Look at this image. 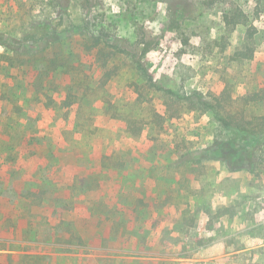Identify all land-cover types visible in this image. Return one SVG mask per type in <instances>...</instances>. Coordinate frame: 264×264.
<instances>
[{"label": "rangeland", "instance_id": "rangeland-1", "mask_svg": "<svg viewBox=\"0 0 264 264\" xmlns=\"http://www.w3.org/2000/svg\"><path fill=\"white\" fill-rule=\"evenodd\" d=\"M87 29L134 52L162 90L147 86L130 56H108L107 47L100 55L92 43L88 50ZM147 47L151 52L143 57ZM65 57L79 61L80 85L92 88L80 87L69 117L53 106L64 116L58 120L41 100L65 99L68 77L52 71L47 93L35 100L38 90L20 68L32 58L44 65ZM0 60V126L27 134L23 149L15 147L24 180L30 186L42 176L74 183L80 227L85 197L95 195L100 181H108L107 192L118 188L133 197L172 192L177 206L163 205L160 214L185 210L187 226L197 218L196 228L182 231L175 214L163 223V234L202 237L209 254L228 251L207 264H264V138L255 145L225 130L195 95L215 103L213 96L225 91L234 104L224 116L264 127V0H0ZM105 67L112 69L109 81ZM11 141L9 133L1 135L0 149ZM219 142L234 143L242 158L203 159ZM110 157L124 165L106 177ZM189 196L191 204H183ZM45 240L39 234L38 241ZM251 250L255 256H246Z\"/></svg>", "mask_w": 264, "mask_h": 264}, {"label": "trees", "instance_id": "trees-1", "mask_svg": "<svg viewBox=\"0 0 264 264\" xmlns=\"http://www.w3.org/2000/svg\"><path fill=\"white\" fill-rule=\"evenodd\" d=\"M226 17L228 25L234 23L236 26L237 23L233 20L229 21L228 16ZM87 30L90 37L86 45L88 50L92 43L93 46L100 47V55L105 53L107 47L110 50L108 56L110 54L111 56H125V54L130 56L131 61L137 65V69L147 77V86L156 91L162 90L156 85L148 69L137 60L134 52L124 50L118 44L112 45L108 42L106 35L97 36L91 29ZM116 40L121 41V38L116 37ZM150 52V47H147L142 56H147ZM69 55L73 57V54ZM242 56L245 59L253 58L252 53ZM68 57L56 58L44 65L32 58L27 61V65L20 68L22 69L20 73L26 72L25 74L32 79V85L38 90L35 100L47 93L48 84L45 79L50 78L52 71L59 74H56L57 76L68 77L65 99L47 97V101L41 100L58 120H63L64 116H59L53 106H60V112L65 109L69 117L73 113L71 108L79 97L77 93L81 90L80 84L84 83L79 82L76 74L75 65L79 64V61ZM9 65L15 68L16 60H12ZM105 68L104 78L106 77L109 81L113 76L112 69ZM41 77L44 79L41 80ZM91 88L90 83L82 87V91L86 92ZM137 88H139L138 85ZM195 95L203 106L212 110L225 130L235 133L243 140H252L255 145L260 144L264 138V127L245 126L232 116L222 114L227 106L234 104L227 92L223 91L221 95L213 96L215 103L204 100L199 93ZM4 133H9L12 141L6 145L5 149H0V258L7 259L10 264L15 262L53 264L65 261L72 264H207L208 262H205L207 259L228 254L226 250L209 254L210 242L202 237L192 239L187 231L188 241L182 238L183 232L163 234L160 230L163 223L169 218L172 219L175 214L182 225V231L187 226L188 213L185 210H171L164 217L160 214V208L163 205L169 204L171 209L177 206L179 199L172 192H167V197L147 193L133 197L127 193L117 192L118 188L107 192L105 187L108 186V181H100L96 186L95 195L85 197L87 216L82 220L83 224L80 227L79 220L74 215L79 196L71 190L74 183L58 181L54 184L42 176L37 183L30 186V183L24 180L26 171L21 166L19 153L18 151L15 153V147L23 149L21 147L27 144V134L7 125L4 130L0 126V136ZM242 156L241 151L235 150L234 143L219 142L216 149L210 150L207 156L202 158L237 161ZM109 159L113 160L112 157ZM111 164H113L111 167L104 168L106 177L116 173V170H121L124 165L114 160ZM39 169L45 175L43 167ZM122 188H126V185L123 184ZM93 189L87 186L85 190ZM6 193H10L9 196H5ZM41 193L44 196H41ZM183 198V204H191L190 196ZM63 210H68L71 214L70 218L63 216ZM36 211L38 214H35ZM48 211H51V214ZM151 220L153 223L149 227L148 222ZM196 220L197 218L191 220L187 230L196 228ZM41 233L46 235L43 243L38 241ZM255 254L256 251L251 250L245 255L255 256ZM94 256L97 257L93 258ZM238 256L241 255L238 254L236 257ZM0 264H3V261H0Z\"/></svg>", "mask_w": 264, "mask_h": 264}]
</instances>
